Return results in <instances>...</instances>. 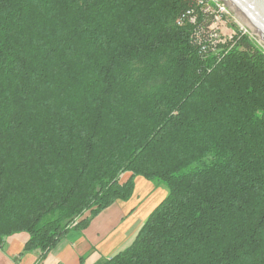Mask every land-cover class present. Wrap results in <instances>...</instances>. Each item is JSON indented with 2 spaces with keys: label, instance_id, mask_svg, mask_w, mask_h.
<instances>
[{
  "label": "trees",
  "instance_id": "16d2710c",
  "mask_svg": "<svg viewBox=\"0 0 264 264\" xmlns=\"http://www.w3.org/2000/svg\"><path fill=\"white\" fill-rule=\"evenodd\" d=\"M187 3L0 0V250L41 264L141 176L167 195L97 264H264L262 54H200Z\"/></svg>",
  "mask_w": 264,
  "mask_h": 264
},
{
  "label": "crops",
  "instance_id": "0c3cea01",
  "mask_svg": "<svg viewBox=\"0 0 264 264\" xmlns=\"http://www.w3.org/2000/svg\"><path fill=\"white\" fill-rule=\"evenodd\" d=\"M128 175H122L121 182ZM150 185V181L137 176L133 195L128 201H116L85 229L69 232L48 252L41 264H97L100 259L108 258L127 247L146 219V214L155 205V202H145L148 194L152 193ZM139 198H143L144 202L135 203ZM143 206L147 211L137 215ZM27 239L28 234L25 232L9 236L0 250V264H37L39 250L19 256Z\"/></svg>",
  "mask_w": 264,
  "mask_h": 264
},
{
  "label": "built area",
  "instance_id": "2783aa9c",
  "mask_svg": "<svg viewBox=\"0 0 264 264\" xmlns=\"http://www.w3.org/2000/svg\"><path fill=\"white\" fill-rule=\"evenodd\" d=\"M176 24L191 26V40L200 54L216 53L220 46L233 45L236 38L246 36L260 50L264 63V42L223 0H188ZM223 27L229 33H224Z\"/></svg>",
  "mask_w": 264,
  "mask_h": 264
},
{
  "label": "water",
  "instance_id": "95a60500",
  "mask_svg": "<svg viewBox=\"0 0 264 264\" xmlns=\"http://www.w3.org/2000/svg\"><path fill=\"white\" fill-rule=\"evenodd\" d=\"M264 42V0H223Z\"/></svg>",
  "mask_w": 264,
  "mask_h": 264
},
{
  "label": "rangeland",
  "instance_id": "374dc122",
  "mask_svg": "<svg viewBox=\"0 0 264 264\" xmlns=\"http://www.w3.org/2000/svg\"><path fill=\"white\" fill-rule=\"evenodd\" d=\"M233 14H236V13L233 11ZM222 30H223L224 33H229V29H227L226 27H223ZM151 185H150L151 187L149 186V188L151 189L152 193L148 194V197L146 198L145 202H146V204L147 203L150 204L151 202H155L154 203L155 205L152 206V208H151L153 210L154 207L167 195V189L164 186L156 187L155 184H153L152 182H151ZM151 191H149V192H151ZM143 198H139L138 200L135 201V203H137L138 201L139 202H144ZM152 210L148 211L146 216H148ZM140 211L141 212H139L137 215L144 214L147 211V209H146L145 206H143Z\"/></svg>",
  "mask_w": 264,
  "mask_h": 264
}]
</instances>
